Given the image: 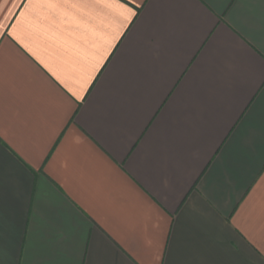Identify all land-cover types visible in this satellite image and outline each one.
<instances>
[{
	"label": "crops",
	"instance_id": "1",
	"mask_svg": "<svg viewBox=\"0 0 264 264\" xmlns=\"http://www.w3.org/2000/svg\"><path fill=\"white\" fill-rule=\"evenodd\" d=\"M0 264H264V0H0Z\"/></svg>",
	"mask_w": 264,
	"mask_h": 264
}]
</instances>
